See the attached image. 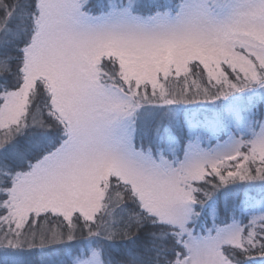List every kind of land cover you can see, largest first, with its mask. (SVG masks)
<instances>
[{
	"label": "snow or ice",
	"instance_id": "snow-or-ice-1",
	"mask_svg": "<svg viewBox=\"0 0 264 264\" xmlns=\"http://www.w3.org/2000/svg\"><path fill=\"white\" fill-rule=\"evenodd\" d=\"M0 264H264V0H0Z\"/></svg>",
	"mask_w": 264,
	"mask_h": 264
}]
</instances>
